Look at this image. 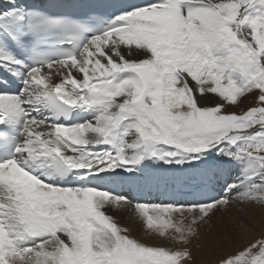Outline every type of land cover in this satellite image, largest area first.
I'll use <instances>...</instances> for the list:
<instances>
[{"label":"snow or ice","instance_id":"snow-or-ice-1","mask_svg":"<svg viewBox=\"0 0 264 264\" xmlns=\"http://www.w3.org/2000/svg\"><path fill=\"white\" fill-rule=\"evenodd\" d=\"M236 203L264 206V0H0V264H197ZM216 247L264 264V226Z\"/></svg>","mask_w":264,"mask_h":264},{"label":"bare ground","instance_id":"bare-ground-1","mask_svg":"<svg viewBox=\"0 0 264 264\" xmlns=\"http://www.w3.org/2000/svg\"><path fill=\"white\" fill-rule=\"evenodd\" d=\"M40 2V0H37ZM59 82L58 77H54ZM109 214L113 215L117 222L124 227L133 230V235L141 238H148L143 224L134 216L131 209L126 211H114L109 209ZM213 224L208 228L201 229L200 236L193 239L191 248L196 257L197 264H204L205 261H215L213 247H216V238L223 235L231 249L240 247L243 243L260 235L264 226V206L259 204L236 203L230 206L227 212H219L213 216ZM217 218V219H216ZM246 226H250L253 231H248ZM206 228V227H205ZM216 253L222 254V249L216 247Z\"/></svg>","mask_w":264,"mask_h":264},{"label":"rangeland","instance_id":"rangeland-1","mask_svg":"<svg viewBox=\"0 0 264 264\" xmlns=\"http://www.w3.org/2000/svg\"><path fill=\"white\" fill-rule=\"evenodd\" d=\"M249 106V102L248 101H245L244 102V104L242 105V107H244V108H246V107H248ZM232 110H234V111H239V109H232ZM213 219H215V218H212L207 224H205V225H202L201 226V229H205L204 230V232H207L208 230V228H210L211 226H212V224H213ZM217 219V218H216ZM206 227V228H205ZM202 231V230H201ZM200 231V232H201Z\"/></svg>","mask_w":264,"mask_h":264}]
</instances>
